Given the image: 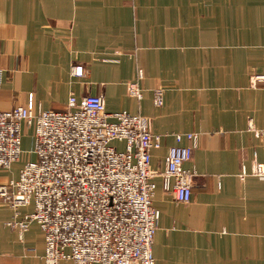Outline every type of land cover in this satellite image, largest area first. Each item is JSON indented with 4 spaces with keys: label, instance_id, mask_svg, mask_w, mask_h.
Returning a JSON list of instances; mask_svg holds the SVG:
<instances>
[{
    "label": "crops",
    "instance_id": "crops-1",
    "mask_svg": "<svg viewBox=\"0 0 264 264\" xmlns=\"http://www.w3.org/2000/svg\"><path fill=\"white\" fill-rule=\"evenodd\" d=\"M138 68L141 101L127 88ZM257 77H264V0H0V112L31 99L36 111H63L71 96H103L107 113L145 117L162 137L151 160L159 174L155 264H264V181L251 176L264 166ZM157 89L165 90L161 108ZM23 131L24 145L31 133ZM186 134L198 135L185 164L196 174L187 205L164 192L160 175L175 136ZM18 178L0 171V186ZM12 218L0 200V264H47L40 226L33 222L20 238Z\"/></svg>",
    "mask_w": 264,
    "mask_h": 264
},
{
    "label": "built area",
    "instance_id": "built-area-1",
    "mask_svg": "<svg viewBox=\"0 0 264 264\" xmlns=\"http://www.w3.org/2000/svg\"><path fill=\"white\" fill-rule=\"evenodd\" d=\"M74 74L83 76V68L74 67ZM143 79L138 68L137 81L127 86L137 101L143 98ZM164 94V89L155 90L156 108L163 106ZM24 126L33 139L29 152L23 150ZM184 139L189 146H181ZM161 140L149 119L107 113L103 96L80 101L71 96L63 111H36L31 99L26 107L0 112V171L10 172L25 161L18 180L0 186V200L13 212L8 226L22 238L36 222L45 237L47 264H155L152 246L160 212L153 205V180L159 174L151 160ZM175 140L178 145L169 151L160 175L164 192L187 205L196 174L185 164L198 135H176ZM251 176L264 181V166L256 165ZM31 206L33 213L23 216L22 210Z\"/></svg>",
    "mask_w": 264,
    "mask_h": 264
},
{
    "label": "rangeland",
    "instance_id": "rangeland-1",
    "mask_svg": "<svg viewBox=\"0 0 264 264\" xmlns=\"http://www.w3.org/2000/svg\"><path fill=\"white\" fill-rule=\"evenodd\" d=\"M32 144H33V139H32V135L31 134H28L27 135V139L25 140L24 142V145H23V150L29 152L32 150ZM25 164V161L22 160L21 162L15 164L12 169L15 171V172H20L19 170H21L22 166Z\"/></svg>",
    "mask_w": 264,
    "mask_h": 264
}]
</instances>
